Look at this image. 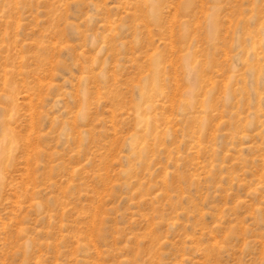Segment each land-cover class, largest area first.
<instances>
[{"label":"rangeland","instance_id":"1","mask_svg":"<svg viewBox=\"0 0 264 264\" xmlns=\"http://www.w3.org/2000/svg\"><path fill=\"white\" fill-rule=\"evenodd\" d=\"M0 264H264V0H0Z\"/></svg>","mask_w":264,"mask_h":264}]
</instances>
